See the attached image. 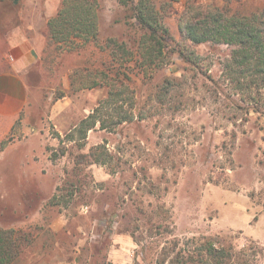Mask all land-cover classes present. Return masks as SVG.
<instances>
[{
    "label": "rangeland",
    "instance_id": "1",
    "mask_svg": "<svg viewBox=\"0 0 264 264\" xmlns=\"http://www.w3.org/2000/svg\"><path fill=\"white\" fill-rule=\"evenodd\" d=\"M154 1L169 30L165 62L143 58V31L118 0H95L98 39L43 52L28 110L36 162L20 176L0 168V228L14 231L18 252L10 264H181L185 243L202 237L245 254L237 264H264V84L231 73V46L179 31L188 5L246 15L264 0ZM113 38L132 52L123 65L110 56ZM95 70L128 88L104 108L107 128L84 134L81 121L110 91L90 87ZM98 146L106 165L82 158Z\"/></svg>",
    "mask_w": 264,
    "mask_h": 264
},
{
    "label": "trees",
    "instance_id": "2",
    "mask_svg": "<svg viewBox=\"0 0 264 264\" xmlns=\"http://www.w3.org/2000/svg\"><path fill=\"white\" fill-rule=\"evenodd\" d=\"M118 2L130 9V18H134L143 31L138 41L143 58L149 65L165 62L164 50L170 36L169 30L160 19L155 1L118 0ZM179 31L183 41L196 45L212 42L231 46L233 50L228 67L231 73L244 76L247 72H251L256 76L257 82L264 84V6L250 14L242 15L239 12L232 13L226 7L188 5L180 18ZM99 34V14L95 0H62L61 9L48 21L47 49H51L52 52L54 49L59 50L62 43L66 42H69L71 47L76 45L74 48H77L78 44L75 40L90 41V39H98ZM108 48L112 61L120 65L132 57L127 45L115 38L109 40ZM181 56L185 55L181 52ZM95 75H99L100 80L92 79L90 87H102L109 83L110 91L105 103L100 104L93 113L81 121L79 131L84 134L97 123H100L102 129L107 128V122L102 115L104 108L121 97L128 88L125 81L116 78L117 73L115 77H111L108 72L95 70ZM118 75L120 76V72ZM123 76L128 82L130 81L129 76L124 74ZM239 80L241 78H238ZM132 119V116H123L118 123ZM70 138L73 140L72 135ZM103 155H105L103 146H98L82 158H89V164L106 165L107 160H102L105 157ZM62 190L66 192L68 188L62 187ZM57 197L54 195L53 201ZM13 233L14 231L0 228V264H10L18 254L13 247L11 238ZM190 243L195 246L190 248ZM181 250H187L183 255L181 251V264H237L236 261L243 260L242 255L245 256L236 252L234 246L225 245L211 237L190 239Z\"/></svg>",
    "mask_w": 264,
    "mask_h": 264
},
{
    "label": "crops",
    "instance_id": "3",
    "mask_svg": "<svg viewBox=\"0 0 264 264\" xmlns=\"http://www.w3.org/2000/svg\"><path fill=\"white\" fill-rule=\"evenodd\" d=\"M60 4L47 0L42 7L40 0H0V168L6 174L24 175L27 165L36 162L34 152L26 150L37 131L28 119L32 92L38 88L30 79L41 77L48 21Z\"/></svg>",
    "mask_w": 264,
    "mask_h": 264
}]
</instances>
